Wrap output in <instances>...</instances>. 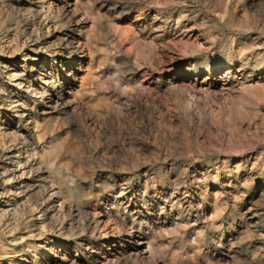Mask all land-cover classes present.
<instances>
[{"label":"rangeland","instance_id":"rangeland-1","mask_svg":"<svg viewBox=\"0 0 264 264\" xmlns=\"http://www.w3.org/2000/svg\"><path fill=\"white\" fill-rule=\"evenodd\" d=\"M0 264H264V0H0Z\"/></svg>","mask_w":264,"mask_h":264},{"label":"bare ground","instance_id":"bare-ground-1","mask_svg":"<svg viewBox=\"0 0 264 264\" xmlns=\"http://www.w3.org/2000/svg\"><path fill=\"white\" fill-rule=\"evenodd\" d=\"M128 24V23H127ZM129 30V29H128ZM150 31V30H149ZM156 31V30H155ZM129 32V31H128ZM141 32V31H140ZM125 33H127V32H125ZM131 33V32H130ZM151 35V34H150ZM128 36H130V35H128ZM149 36V35H148ZM129 38V37H128ZM148 38V37H147ZM166 39V38H165ZM157 40V39H156ZM152 42V41H151ZM168 44V43H167ZM153 45V44H152ZM132 46V45H131ZM136 46V45H135ZM141 47V46H140ZM154 47V46H153ZM165 47V46H164ZM129 48V47H128ZM161 48V47H160ZM132 49V48H131ZM140 49V48H139ZM141 49H142V47H141ZM154 49V48H153ZM156 49V48H155ZM133 50V49H132ZM132 50H130V52L132 51ZM134 51H135V49H134ZM155 51V50H154ZM134 53H136V52H134ZM148 53H150V52H148ZM157 53V52H156ZM133 54V53H132ZM138 54V53H137ZM142 54V53H141ZM159 54V53H158ZM146 55V54H145ZM140 56V55H139ZM142 56V55H141ZM159 56V55H158ZM170 56V55H169ZM144 57V56H143ZM147 57H148V54H147ZM154 57V56H153ZM157 57V56H156ZM141 58V57H140ZM147 59V58H146ZM159 59V58H158ZM156 60H157V58H156ZM171 60H172V58H171ZM80 61V60H79ZM140 61H142V60H140ZM145 61V60H144ZM151 61V60H150ZM154 61V60H153ZM152 61V62H153ZM162 61V60H161ZM166 61V60H165ZM164 61V62H165ZM148 63H150V62H148ZM147 63V64H148ZM161 63V62H160ZM81 64V63H80ZM133 64V63H132ZM139 64V63H138ZM141 64H143L142 62H141ZM145 64V63H144ZM153 65H154V63H152ZM157 64V63H156ZM140 65V64H139ZM159 65V64H158ZM166 65V64H165ZM76 66V65H75ZM142 66V65H141ZM163 66V65H162ZM136 67H138V66H136ZM70 68V67H69ZM86 68V67H85ZM147 68V67H146ZM158 68V67H157ZM160 68V67H159ZM166 68V67H165ZM90 69V68H89ZM161 70H162V68H160ZM146 70V69H145ZM150 71V70H149ZM67 72V71H66ZM81 72V71H80ZM87 72V71H86ZM77 73H78V71H77ZM71 74V73H70ZM91 75V74H90ZM61 76V75H60ZM93 75H91V77H92ZM87 77V76H86ZM88 79H90V77L88 78ZM71 80V79H70ZM93 80V79H92ZM90 81V80H89ZM29 85V84H28ZM68 85V84H67ZM70 85V84H69ZM83 85V84H82ZM137 85V84H136ZM134 86V85H133ZM124 87V86H123ZM128 87V86H127ZM134 87H136V86H134ZM66 88V87H65ZM64 88V89H65ZM115 88V87H114ZM73 90V89H72ZM94 90V89H93ZM130 90V89H129ZM45 91V90H44ZM74 92H75V90H73ZM128 91V90H127ZM126 91V92H127ZM95 92V91H94ZM125 92V91H124ZM41 93V92H40ZM150 94H152L151 92H149ZM81 94V93H80ZM133 94V93H132ZM41 95V94H40ZM59 95H60V93H59ZM73 95V94H72ZM75 95H77V94H75ZM135 95V97H136V94H134ZM139 95V94H138ZM137 95V96H138ZM61 96V95H60ZM69 96V95H68ZM78 96V95H77ZM139 96H141V95H139ZM72 97V96H71ZM75 97V96H74ZM138 98V97H137ZM110 99V98H109ZM136 99V98H135ZM145 99V98H144ZM147 99V98H146ZM150 99V98H149ZM18 100V99H17ZM148 100V99H147ZM153 100V99H152ZM43 101V100H42ZM109 101H111V100H109ZM131 101H132V99H131ZM141 101V100H140ZM134 103V102H133ZM145 103V102H144ZM149 104V103H148ZM110 105H113V104H111V102H110ZM143 105V104H142ZM114 106V105H113ZM144 106V105H143ZM109 108H110V106H109ZM108 108V109H109ZM115 108V107H114ZM132 108V107H131ZM144 108V107H143ZM142 108V109H143ZM116 109V108H115ZM111 111V110H110ZM144 111V110H143ZM146 111V110H145ZM107 112V111H106ZM113 112H114V110H113ZM116 113V112H115ZM118 113V112H117ZM113 114V113H112ZM145 114V113H144ZM118 115V114H117ZM139 115V114H138ZM109 116V115H108ZM107 116V117H108ZM140 116V115H139ZM110 118V117H109ZM140 118V117H139ZM118 120V119H117ZM137 126V125H136Z\"/></svg>","mask_w":264,"mask_h":264}]
</instances>
